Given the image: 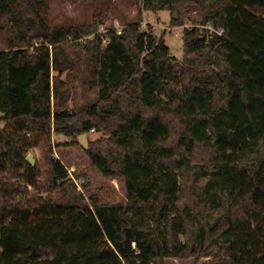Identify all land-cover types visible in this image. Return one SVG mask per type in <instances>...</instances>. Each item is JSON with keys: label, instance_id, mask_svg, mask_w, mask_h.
<instances>
[{"label": "trees", "instance_id": "obj_1", "mask_svg": "<svg viewBox=\"0 0 264 264\" xmlns=\"http://www.w3.org/2000/svg\"><path fill=\"white\" fill-rule=\"evenodd\" d=\"M51 2L0 0V171L21 177L24 159L4 126L68 137L105 130L108 138L89 148L58 147L81 145L94 172L121 184L125 201L77 195L51 150L58 197L26 206L32 164L28 185L0 179V264L203 256L264 264V0H142L145 11L179 12L173 26L184 24V11L199 14L183 30L182 61L141 22L78 41L98 26L54 27ZM72 72L97 91L79 111L67 108L72 88L62 77ZM200 169L212 177L203 199ZM201 202L223 214L209 223Z\"/></svg>", "mask_w": 264, "mask_h": 264}, {"label": "rangeland", "instance_id": "obj_2", "mask_svg": "<svg viewBox=\"0 0 264 264\" xmlns=\"http://www.w3.org/2000/svg\"><path fill=\"white\" fill-rule=\"evenodd\" d=\"M51 4V22L54 27L91 26L94 24L98 26L95 33L90 36H82L78 41L87 42L93 40L95 36L104 38L110 30L122 31L131 22H141L143 30L152 32L158 38L162 36L166 37V43L170 48V52L178 61L184 59L183 26L188 25L192 27L194 23H198L201 20L199 14L190 9L184 11V24L173 26L172 18L176 15V19H179V12L170 10L145 11L142 0H52ZM176 28H180L181 30ZM74 42L70 41L67 44L71 46ZM104 42L107 43V40L105 39ZM69 53L74 57V50L72 48H69ZM72 75L73 77L70 80L69 78ZM69 78L66 79V75L63 74L62 79L68 81L72 88V100L67 104V108L69 110L79 111L89 100L93 101L97 97V91L91 90L88 84H84L80 76H76L73 72ZM3 129L10 134L15 143L21 148L24 159L20 162L21 166H23L19 173L21 177L0 171V179L5 182L28 185L25 178L27 176L26 169L31 164L27 159L31 157L34 160L35 165L33 167L36 175L34 183L29 184L28 193L22 195V199H24L27 207H36L51 197L59 196L57 192L51 191L50 188L51 181L46 159L51 150H53L55 157L64 163L69 170L70 177L76 185L75 192L77 195L82 194L86 201L89 202L90 194L97 196L99 193H101L100 195L102 197H106L112 201H125L121 184L118 181L104 180L94 172L81 145L80 147H58V144L71 141L78 142L79 136L68 137L63 134L59 135L54 129L51 132L43 130L7 129L5 126ZM105 138H108L105 130L99 131L95 128L88 133L89 145L90 142H98ZM199 172L196 189L203 199L205 197L204 191L207 188V183H209L212 177L210 175H204L205 172L201 169ZM185 195L186 201H188V193ZM199 210L201 214L205 215L207 213L209 223H213L223 214L224 207L214 208L212 204L208 206L206 203L201 202ZM211 251V254L214 255L217 253L218 248H214ZM212 257H190L189 259L169 258L155 260L151 264H229L228 261L217 262Z\"/></svg>", "mask_w": 264, "mask_h": 264}, {"label": "water", "instance_id": "obj_3", "mask_svg": "<svg viewBox=\"0 0 264 264\" xmlns=\"http://www.w3.org/2000/svg\"><path fill=\"white\" fill-rule=\"evenodd\" d=\"M174 18L176 19V15H174ZM78 141L79 143L84 147V148H89V142H88V133H83L78 137ZM30 161V164H32L33 166L34 164V160L31 157H28V159Z\"/></svg>", "mask_w": 264, "mask_h": 264}, {"label": "built area", "instance_id": "obj_4", "mask_svg": "<svg viewBox=\"0 0 264 264\" xmlns=\"http://www.w3.org/2000/svg\"><path fill=\"white\" fill-rule=\"evenodd\" d=\"M144 25L146 26V23L144 22ZM187 27H190V26H188V25H185V26H183V30L185 29V28H187ZM205 28L210 32V34H222L223 33V30L222 29H220V30H218V31H216L211 25H208V26H205ZM118 29V28H117ZM176 29H180V28H176ZM181 30V29H180ZM117 32L118 33H121V30H117Z\"/></svg>", "mask_w": 264, "mask_h": 264}]
</instances>
